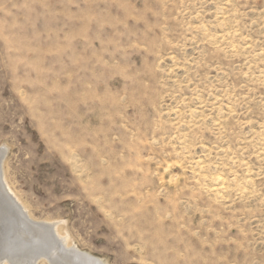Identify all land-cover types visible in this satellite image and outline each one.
Listing matches in <instances>:
<instances>
[{
    "label": "rangeland",
    "instance_id": "obj_1",
    "mask_svg": "<svg viewBox=\"0 0 264 264\" xmlns=\"http://www.w3.org/2000/svg\"><path fill=\"white\" fill-rule=\"evenodd\" d=\"M1 147L105 264H264V0H0Z\"/></svg>",
    "mask_w": 264,
    "mask_h": 264
},
{
    "label": "bare ground",
    "instance_id": "obj_2",
    "mask_svg": "<svg viewBox=\"0 0 264 264\" xmlns=\"http://www.w3.org/2000/svg\"><path fill=\"white\" fill-rule=\"evenodd\" d=\"M5 153L6 150L1 147L0 264L8 261L13 264H36L41 259L49 264H105L89 253L77 251L59 220L38 221L30 217L27 207L7 182Z\"/></svg>",
    "mask_w": 264,
    "mask_h": 264
},
{
    "label": "water",
    "instance_id": "obj_3",
    "mask_svg": "<svg viewBox=\"0 0 264 264\" xmlns=\"http://www.w3.org/2000/svg\"><path fill=\"white\" fill-rule=\"evenodd\" d=\"M4 148V147H3ZM5 149V148H4ZM1 256V255H0ZM7 264H13L12 262L8 261Z\"/></svg>",
    "mask_w": 264,
    "mask_h": 264
}]
</instances>
